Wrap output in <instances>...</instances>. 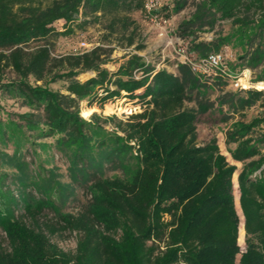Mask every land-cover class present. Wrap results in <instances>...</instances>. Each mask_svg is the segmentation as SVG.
I'll return each mask as SVG.
<instances>
[{
  "label": "trees",
  "instance_id": "1",
  "mask_svg": "<svg viewBox=\"0 0 264 264\" xmlns=\"http://www.w3.org/2000/svg\"><path fill=\"white\" fill-rule=\"evenodd\" d=\"M163 1L149 13L145 0H0V264H264V111L227 132L243 163L234 183L238 167L216 138L201 144L198 135L213 107L209 85L224 80L210 84L183 63L157 70L135 52L115 72L105 67L112 43L146 49L134 12L167 20L193 7L175 30L187 55L240 44L230 67L262 80L264 0ZM222 22L228 34L200 39ZM93 26L104 33L90 51L55 53L59 38ZM86 72L95 76L81 81ZM119 98L136 104L126 118L82 115L83 101ZM217 103L245 117L264 109V93L226 92ZM79 192L87 199L66 211ZM47 212L55 224L41 221ZM59 229L79 234L74 251L53 242Z\"/></svg>",
  "mask_w": 264,
  "mask_h": 264
},
{
  "label": "rangeland",
  "instance_id": "2",
  "mask_svg": "<svg viewBox=\"0 0 264 264\" xmlns=\"http://www.w3.org/2000/svg\"><path fill=\"white\" fill-rule=\"evenodd\" d=\"M165 1H163V4ZM161 6V7H162ZM193 7L186 9L185 11L173 15L170 19H165L161 17H148L145 13L141 11H136L133 13V18L137 20L140 28L144 43L146 44V49L143 51H136L134 47L124 48L117 43H112L114 51L111 55L110 61L105 65L111 72H115L120 64L123 62L122 57L127 55L130 52L138 53L147 58V60L155 65L156 69H167L171 73H176L179 63L183 60L182 49L185 50V55H187V45L182 39L178 38L175 34L177 25L187 17L192 11ZM55 26L59 29H63L62 23L57 22ZM230 32V23L222 22L216 27L214 31L207 32L201 35L200 39L210 41L215 37H218L220 33L228 34ZM104 31L100 26L90 27L85 32H78L73 37H61L56 41L55 53L56 54H68L78 47L79 44L83 41L93 44L94 46L98 45L102 40V35ZM243 49L240 44L236 45H227L223 47V52L227 55L228 62L235 63L238 61V56L242 53ZM188 56V55H187ZM239 69V68H238ZM254 76H256L259 70H253ZM140 73H137L136 76H139ZM95 76L92 72H86L81 74L78 78L81 81H86L91 77ZM211 84V83H210ZM62 85L56 84L55 88H62ZM207 90L206 99L213 102V107L204 114H200L198 119V135L199 142L201 144L216 138L221 149V152L227 156L228 160L235 164L238 167L236 176L234 177V183H238V174L243 167L242 162L235 161L231 153L229 152V146L227 145V132L232 128V124L236 120H251L254 116H257L259 112H263L264 109L258 107L251 108L247 111L245 117H242L238 114H233L229 111L228 106H223L217 103V99L226 92H237L231 85L226 82L220 85H209ZM1 104L4 105L7 109L12 111L21 110L17 107H14L12 101H1ZM191 104V103H190ZM189 104V105H190ZM136 104L128 98H119L115 100H110L105 105L101 106L99 104L90 106L87 101H83L81 104L82 115L83 112L89 109H93L94 112L103 114L105 116L116 115L119 118H126L128 116L127 110L130 108H135ZM138 108V107H137ZM144 109L139 107V112H142ZM93 112V113H94ZM92 113V114H93ZM91 114V115H92ZM89 116H84L89 118ZM229 118V120H226ZM234 147V145H232ZM264 150V146H263ZM57 163L62 168V172L66 174V162L60 156L57 158ZM78 201L72 205L66 207V211L69 212H78L82 202L87 199L83 192H79ZM56 217L53 214L47 212L43 215L41 221L44 223H56ZM4 234L0 231V241L3 240ZM79 234L76 232H69L59 229L56 234L52 235L53 242L57 243L60 248L66 251H74L77 244V239ZM241 248L245 249V241L240 244Z\"/></svg>",
  "mask_w": 264,
  "mask_h": 264
},
{
  "label": "built area",
  "instance_id": "3",
  "mask_svg": "<svg viewBox=\"0 0 264 264\" xmlns=\"http://www.w3.org/2000/svg\"><path fill=\"white\" fill-rule=\"evenodd\" d=\"M162 3L163 0H145L146 11L151 13L159 9ZM93 47V44L83 41L70 53L82 54L90 51ZM181 52L184 54V58L180 63L187 64L202 80L212 83L220 78L228 82L235 91L256 90L264 93V79L257 80L256 76H254V71L249 67L233 70L229 65L227 55L223 51L211 53L199 60H193L185 55L184 49Z\"/></svg>",
  "mask_w": 264,
  "mask_h": 264
},
{
  "label": "bare ground",
  "instance_id": "4",
  "mask_svg": "<svg viewBox=\"0 0 264 264\" xmlns=\"http://www.w3.org/2000/svg\"><path fill=\"white\" fill-rule=\"evenodd\" d=\"M93 112H94L93 109H89V110L84 111V112H83V115H84V116H89V115H91Z\"/></svg>",
  "mask_w": 264,
  "mask_h": 264
}]
</instances>
